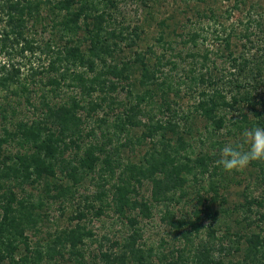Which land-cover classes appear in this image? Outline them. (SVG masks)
<instances>
[{
  "label": "trees",
  "instance_id": "1",
  "mask_svg": "<svg viewBox=\"0 0 264 264\" xmlns=\"http://www.w3.org/2000/svg\"><path fill=\"white\" fill-rule=\"evenodd\" d=\"M119 2L0 0V264H264V163L235 204L242 172L213 166L264 127V1L186 2L223 49L201 53L209 32L187 30L203 20L173 12L161 54ZM242 8L256 32L222 22ZM159 207L155 242L144 222ZM109 213L121 230L98 238L88 225Z\"/></svg>",
  "mask_w": 264,
  "mask_h": 264
},
{
  "label": "rangeland",
  "instance_id": "2",
  "mask_svg": "<svg viewBox=\"0 0 264 264\" xmlns=\"http://www.w3.org/2000/svg\"><path fill=\"white\" fill-rule=\"evenodd\" d=\"M264 1V0H263ZM186 2L188 4L190 3V0H166L164 4L162 5H154L152 6V9H147V8H142L139 5V1L138 0H120L119 5H120V12L123 15H119V20H124L127 24H131L132 26L138 25L141 27H144V29L146 30L145 34H148L149 37L148 39H150L149 43L155 45V49L158 51V54H161V52H163V50L160 48V46H158V44L156 43L155 38L158 37V34L161 32V28H159L157 26L158 23H160V21L165 18L168 15H173V12H176V17L177 20L181 23H185L187 17H192L191 19L194 20L193 23L196 22H200L203 19H198L195 14L193 12H187V14H183V12L185 13V8H186ZM210 2L214 5L215 8L218 9V11L221 10H226V9H232L234 6V3L236 2V0H210ZM204 7V5H203ZM249 8L240 10H235L232 18L229 21L223 20L222 22H226L225 26L226 28L231 29V26H234L238 29L237 32H241L243 31V29H245V27L249 26L247 24V20L248 18L246 17L247 12H248ZM254 13V11L252 12ZM239 21H242L243 25L241 24V26H239ZM202 22V21H201ZM213 21L210 20H203L202 24H199V26H191L188 28L187 31H202V27H204L205 31L209 32L208 34H206V36L208 37V41H202L203 38H201L200 40V48L202 51H200L201 53L206 52V51H210L212 53H221V51H219L220 49H223V46L220 47V44L218 43V40H216V35L217 34H213ZM200 27V28H199ZM224 26H221L218 28V32H220L219 30H221L220 34L221 35H226V33L223 32L224 30ZM249 28H251L253 31H257L255 28V24L252 26H249ZM206 32V33H207ZM202 33V32H201ZM229 33V31H227V34ZM258 33V32H257ZM256 33V34H257ZM144 34V35H145ZM202 35H204L202 33ZM218 36V35H217ZM259 34H257L256 37H258ZM204 37V36H203ZM234 38V37H233ZM236 39V38H235ZM233 39L234 43H236V40ZM255 39V38H254ZM177 41H180V38L177 39ZM180 48V47H178ZM218 51V52H217ZM216 55V54H215ZM213 55V57H217ZM218 67L221 69V71L224 73H228V71H231V67L230 64L228 63V61H226L225 59H218ZM168 68H166L165 70H167ZM188 69V68H187ZM125 95L123 94L122 97H124ZM189 99H186L185 102H188ZM193 101V100H190ZM141 150L144 151V149L142 148ZM142 153V151L140 152V154ZM251 165H249L246 169L242 170V171H238V174H240V172H242V174L237 175V178H239L240 184H231V192L229 190V199H230V203L231 204H235L236 202H242L243 199V192H244V188L247 187L248 184H250V187H253L254 185L256 186V183L253 181V179L249 176V171H251ZM252 173H256V170L253 169ZM253 175V174H252ZM151 188L152 185L150 183H147L145 186V189L142 190V195L146 198V199H150L151 196ZM257 187H255L254 189H256ZM258 189V188H257ZM260 190H257L256 195L260 194L258 191L262 192L263 188H259ZM162 207H159L158 209H156L155 211V215L154 218L150 221H145L144 224L146 225V234H145V238L147 240L150 241H155L158 242L160 240V238L162 237H167L166 236V226L161 222L160 220V215L159 214V210H161ZM188 210H190V207L187 208ZM159 212V213H158ZM59 211L57 209L51 210V214H53V216L57 217L59 215ZM116 219V216L113 213H109L108 216H105L101 219H95L93 220L92 223H90L88 226L89 228L93 229L97 235L98 238H101L103 235H107V234H112L113 232H119L121 230V226L118 225L114 220ZM85 222H88L87 220H85ZM111 236V235H110ZM97 243L92 245V249H95L97 247Z\"/></svg>",
  "mask_w": 264,
  "mask_h": 264
},
{
  "label": "clouds",
  "instance_id": "3",
  "mask_svg": "<svg viewBox=\"0 0 264 264\" xmlns=\"http://www.w3.org/2000/svg\"><path fill=\"white\" fill-rule=\"evenodd\" d=\"M243 142L225 145L213 166L231 174L242 171L252 163H264V127L245 128Z\"/></svg>",
  "mask_w": 264,
  "mask_h": 264
}]
</instances>
